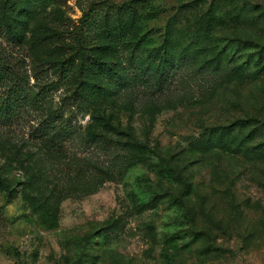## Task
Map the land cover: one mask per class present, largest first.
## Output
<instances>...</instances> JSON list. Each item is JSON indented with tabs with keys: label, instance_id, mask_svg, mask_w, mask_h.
<instances>
[{
	"label": "rangeland",
	"instance_id": "1",
	"mask_svg": "<svg viewBox=\"0 0 264 264\" xmlns=\"http://www.w3.org/2000/svg\"><path fill=\"white\" fill-rule=\"evenodd\" d=\"M88 13L165 83L60 80ZM263 48L264 0H0V264H264Z\"/></svg>",
	"mask_w": 264,
	"mask_h": 264
},
{
	"label": "trees",
	"instance_id": "2",
	"mask_svg": "<svg viewBox=\"0 0 264 264\" xmlns=\"http://www.w3.org/2000/svg\"><path fill=\"white\" fill-rule=\"evenodd\" d=\"M13 5H14V9H20L21 5L19 2H13ZM82 22H83V25H82L83 31H80L77 47L74 49L71 57H69L68 59H66V61H63L60 64V80H67L70 77V75H72L74 73L73 69L75 67L79 66V68H80L79 73L84 80V85H86L87 87H91V86L94 87V84L96 82L107 80V78H106L107 74L93 60V58H94L93 52H94V47H95V45H94L95 43L93 42V40H94L93 34L101 32V29L108 24L105 21H100V20L98 21L93 16V13L86 14L84 16V19ZM9 35L14 37V35H12V34H9ZM199 47H201V46L199 45ZM180 58H182V60L180 61V66H183L185 63L188 62V60H190L189 55H187V54L181 55ZM0 62H1V59H0ZM58 63H59V60H57V61L55 60L54 61L55 66L54 67L57 68V66H59ZM259 63H261V61L257 62V64H259ZM134 70L135 71H134V74L132 76L128 74L129 71L126 68L120 70L119 79H114V80L107 81V82L104 81L105 82L104 88L106 90H108L109 92L118 93L121 90H123L124 88L130 87V85L132 83L147 84L155 78L158 79L159 85H161V84L165 83L166 79L169 77L170 72L173 70V68L163 69L159 73H154V72L150 71L149 69H143V68H139V67H136ZM1 72H2V68L0 67V73ZM231 73H232L231 71L227 72V73L226 72L223 73V80L228 81L231 78ZM34 100L35 101L38 100V93L35 94ZM0 106L2 107V105H0ZM10 106H11V104L6 105V107L8 108V109H6V112L10 111V109H9ZM55 124H56L55 121L53 123H50L47 126V129L51 125L53 126ZM50 130H48V131L46 130L45 132L47 134L43 133L42 136L48 138L47 136L49 135ZM52 130H54V129H52ZM253 136H254V132L250 131L244 137L243 143L249 142L253 138ZM49 140L50 141H48V143L51 145L52 139H49ZM254 141H256V140H251L249 143H246V147H245V148H247V149H245L246 154L248 156H251V157L259 156V154H256L255 151H252L250 149L249 145ZM257 147H258V144H257ZM263 153H264V150L262 151V154Z\"/></svg>",
	"mask_w": 264,
	"mask_h": 264
}]
</instances>
